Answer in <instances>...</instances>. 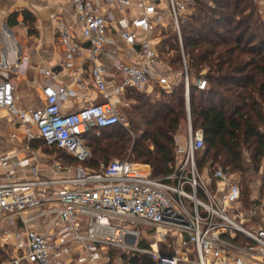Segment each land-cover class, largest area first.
Wrapping results in <instances>:
<instances>
[{
    "label": "built area",
    "instance_id": "built-area-1",
    "mask_svg": "<svg viewBox=\"0 0 264 264\" xmlns=\"http://www.w3.org/2000/svg\"><path fill=\"white\" fill-rule=\"evenodd\" d=\"M198 1L70 0L84 41L72 25L52 18L71 83L45 69L39 104L24 109L12 80L0 79V119L14 125L7 142L22 143L11 150L0 144V264H108L111 249L148 254L157 264H264V203L245 208L234 174L216 167L205 176L197 163L205 138L193 127L191 86L206 90L208 83L204 73L189 75L182 25ZM170 24L182 52L188 112L185 140L174 138L177 164L170 174L156 177L129 157L93 172L82 164L51 163L42 147H33L41 139L87 161L86 134L129 126V91L150 93L158 86L171 92L177 73L158 48V35ZM102 55L119 76L111 85ZM90 84L99 101L86 97ZM69 97H82L78 110H62ZM3 133L0 128V138Z\"/></svg>",
    "mask_w": 264,
    "mask_h": 264
},
{
    "label": "trees",
    "instance_id": "trees-1",
    "mask_svg": "<svg viewBox=\"0 0 264 264\" xmlns=\"http://www.w3.org/2000/svg\"><path fill=\"white\" fill-rule=\"evenodd\" d=\"M258 9L255 0H199L182 25L189 75L195 79L204 73L208 83L206 90L191 86L193 127L202 129L205 138V147L197 155H202L198 166L211 161L210 172L219 163L235 177L241 175L245 208L264 203L251 200L245 184L250 169L262 171L264 181V18ZM23 13L25 21L32 19L27 11ZM18 15H11V25L17 22ZM158 36L161 58L181 72L182 52L173 25ZM159 88L160 100H153L148 92L127 93L131 105L125 111L135 139L122 125L94 129L84 137L92 152L84 162L64 149L48 147L41 139L33 146L42 147L49 156L61 154L57 160L74 166L82 164L93 172L100 170L101 163L125 157L131 150L126 158L133 159V155L134 161L149 165L154 176L164 177L176 164L174 134L187 120L188 112L183 80L171 92ZM246 150L250 152L248 159L244 156ZM250 161L253 163L248 164ZM141 246H147V242L142 241ZM109 253L108 264H113V249ZM126 258L128 264H157L152 256L143 253H132L129 258L124 254Z\"/></svg>",
    "mask_w": 264,
    "mask_h": 264
},
{
    "label": "crops",
    "instance_id": "crops-1",
    "mask_svg": "<svg viewBox=\"0 0 264 264\" xmlns=\"http://www.w3.org/2000/svg\"><path fill=\"white\" fill-rule=\"evenodd\" d=\"M24 11L31 15V20L25 21ZM15 12L19 13L17 22L11 25L9 19ZM53 15L72 25L77 38L84 41L70 0H0V79L8 76L15 84L16 93L20 96V108L28 109L39 104L45 69L56 71L61 83H71V76L61 67L64 49L57 35ZM83 45L89 47L86 42ZM100 60L109 72L106 77L111 85L119 76L115 75L113 64L105 56L102 55ZM177 77L175 75L174 79L177 80ZM85 94L91 100L99 101L101 98L91 84ZM82 104V97H69L63 102L62 110L76 111ZM0 128L4 131L0 144L5 150L22 146L21 142H7L6 137L14 130L11 122L0 119ZM46 172L57 176L48 166Z\"/></svg>",
    "mask_w": 264,
    "mask_h": 264
},
{
    "label": "rangeland",
    "instance_id": "rangeland-1",
    "mask_svg": "<svg viewBox=\"0 0 264 264\" xmlns=\"http://www.w3.org/2000/svg\"><path fill=\"white\" fill-rule=\"evenodd\" d=\"M256 3H258L259 5V9H258V13L262 16V18H264V0H255ZM168 65V64H166ZM173 71L176 74V77L178 76V74L180 75V71H175L173 69ZM177 84L181 83L182 82V79H181V75L180 77L178 76L177 77ZM160 88L158 86H154L152 91L149 93L150 96L152 97L153 100H160L162 98L161 94H160ZM124 114L127 115L126 111H124ZM128 119L130 116H128ZM130 120V119H129ZM129 124H130V121H129ZM125 128H128L129 131H130V136L132 139H135L136 137V134L130 129V125L128 127H125ZM120 131L122 130L121 128L119 129ZM187 130H188V120L186 121H183L182 124L180 125L178 131L174 134V138L175 137H178L180 138L182 141L185 140V137L187 135ZM175 142V140H174ZM131 154V150L127 153V156ZM176 155V154H175ZM61 157V154H58L56 155V153L52 154L50 156V160H51V163H53L55 160H57V157ZM127 156H122V157H116L113 160H116V159H125ZM244 156L248 159L250 158V152L248 150H246L244 152ZM202 155H199V157H197V163L199 164V160L201 159ZM132 160L134 161V158L133 155H132ZM209 163H211V161L209 162H206L204 163L202 166H200V170L201 172L205 175V176H210L211 175V172L209 171ZM253 162L250 161L248 164H252ZM176 164H177V160H176ZM176 164L174 166V168L176 167ZM215 167H223L222 165H220L219 163H215ZM246 181H245V184L247 183L248 185V188H249V197L251 200H256L258 202H263L264 201V181L262 180L263 178V175H262V171H259V172H254L253 169H250L249 171H247L246 175ZM236 178L240 181L243 180V177L241 175H236ZM144 230H148L149 232L152 231L151 228H147V227H143ZM126 254V257H131L132 253H126V252H123V251H117L115 249H113V256H114V262L113 264H128L126 261H127V258L126 260L123 259V255Z\"/></svg>",
    "mask_w": 264,
    "mask_h": 264
}]
</instances>
